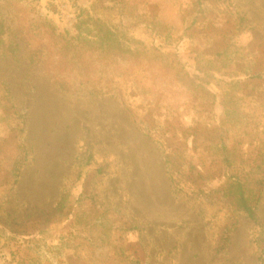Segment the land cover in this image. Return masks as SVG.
<instances>
[{"label":"rangeland","instance_id":"obj_1","mask_svg":"<svg viewBox=\"0 0 264 264\" xmlns=\"http://www.w3.org/2000/svg\"><path fill=\"white\" fill-rule=\"evenodd\" d=\"M126 1L121 6L124 12L141 17L133 35L158 46L163 38L155 36L147 24L171 0ZM95 2L28 0L22 8L15 5L4 10L7 37L18 43L19 53L0 60V202L7 204L11 215V225L5 224L8 232L0 229V264H82L81 258L89 259L84 246L65 249L63 254L55 250L62 236L77 232L73 217L47 219L43 214L50 213L67 190L76 207L80 206L78 210L89 207L91 197L97 207L110 209L111 232L103 234V244L95 252L99 259L122 249L142 264H264V198L258 210L262 233L244 215H234L225 202L204 197L191 200L177 193L168 178L162 149L120 102L78 100L49 80L47 52L41 51L49 30L42 20L51 22L57 35H76L80 13L91 10ZM180 2L182 8L194 11V0ZM202 2L206 15L200 16L196 33L180 39L179 32L174 39L173 47L187 71L192 73L197 52L215 58L231 45L241 59L237 63L243 62L239 71L252 62L254 73L261 76L251 80L239 74L244 92H252L246 84L264 88V0ZM239 16L246 18L240 32ZM107 19L116 22V10ZM177 91L180 94L171 101L181 106L175 115L177 126L201 125L203 109L188 78H182ZM255 92L254 98L264 102V92ZM214 110L219 113V108ZM208 136L202 130L199 139ZM241 143L246 157L251 144L248 140ZM20 145L27 158L17 183L6 184ZM219 185V177L199 184L203 190ZM224 238H229L228 245H223Z\"/></svg>","mask_w":264,"mask_h":264},{"label":"trees","instance_id":"obj_2","mask_svg":"<svg viewBox=\"0 0 264 264\" xmlns=\"http://www.w3.org/2000/svg\"><path fill=\"white\" fill-rule=\"evenodd\" d=\"M27 1L0 0V60L16 58L19 53L18 43L7 37L4 10L15 5L22 8ZM124 2L127 1L96 0L91 10L80 13L76 35H57L52 23L42 20V26L49 30L47 44L41 46V51L47 52L49 80L61 92L78 100L109 98L120 102L134 123L162 149L168 178L177 193L191 200L204 197L225 202L234 215H244L263 233L258 210L264 198V102L255 99L254 93L264 92V88L246 84L252 87L251 94H247L243 81L238 79L241 73L251 80L259 79L261 76L253 71L254 64L250 62L243 72L239 71L243 62L237 63L241 59L230 45L218 51L215 58L197 52L189 73L173 47L174 39L179 32L180 39L196 33L200 16L206 15L202 0H194V11L182 8L180 0H171L151 16L147 27L163 38L158 46L148 45L133 35L141 25V17L126 14L121 8ZM114 10L118 20L110 22L107 18ZM236 26L242 31L246 18L239 16ZM30 56L32 60L34 56ZM185 77L203 109L201 125L177 126L175 115L181 106L171 101L180 94L177 86ZM202 130L209 135L203 141L199 139ZM243 140L251 144L246 157L242 156ZM17 149L19 153L6 174V184L11 180L14 185L17 183L28 155L22 145ZM216 173L220 175L215 176ZM215 177L220 179L218 187L203 190L199 186L213 182ZM91 203L78 210L80 206L76 207L71 191L67 190L50 213H43L47 219L73 217L77 226V232L61 237L56 252L63 254L65 249L84 246L90 256L81 258L82 264H142L133 253L122 249H113L105 259L96 257L103 234L111 232L110 209L97 207L93 197ZM6 205L0 202L3 233L8 232L6 225H11ZM228 242L229 238H224L223 245Z\"/></svg>","mask_w":264,"mask_h":264}]
</instances>
